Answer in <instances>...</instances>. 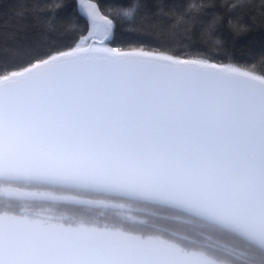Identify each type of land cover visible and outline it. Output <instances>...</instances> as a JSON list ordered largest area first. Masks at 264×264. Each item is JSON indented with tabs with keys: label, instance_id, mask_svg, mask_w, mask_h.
Wrapping results in <instances>:
<instances>
[{
	"label": "water",
	"instance_id": "95a60500",
	"mask_svg": "<svg viewBox=\"0 0 264 264\" xmlns=\"http://www.w3.org/2000/svg\"><path fill=\"white\" fill-rule=\"evenodd\" d=\"M78 11L94 37L87 46L0 78V182L168 207L264 251V78L114 49L115 26L96 2L78 0ZM67 264L205 262L120 246Z\"/></svg>",
	"mask_w": 264,
	"mask_h": 264
},
{
	"label": "trees",
	"instance_id": "16d2710c",
	"mask_svg": "<svg viewBox=\"0 0 264 264\" xmlns=\"http://www.w3.org/2000/svg\"><path fill=\"white\" fill-rule=\"evenodd\" d=\"M93 1L115 26L108 43L114 49L196 59L264 78V0ZM93 38L89 22L78 11V0H0V78L87 46ZM15 185L21 187L15 196L1 192ZM28 211L67 225L126 230L140 225L131 216L147 214L149 236L158 235L157 227L169 230L178 235L176 243L183 252H206L228 264H264V251L258 247L175 209L43 185L0 182V213ZM205 244L221 245L234 256L217 253Z\"/></svg>",
	"mask_w": 264,
	"mask_h": 264
},
{
	"label": "rangeland",
	"instance_id": "374dc122",
	"mask_svg": "<svg viewBox=\"0 0 264 264\" xmlns=\"http://www.w3.org/2000/svg\"><path fill=\"white\" fill-rule=\"evenodd\" d=\"M8 196H15L11 191L1 190ZM105 238L104 242L92 248L78 245L77 239L88 236ZM149 247L157 243L154 239H145ZM155 241V242H154ZM138 240L126 235L121 230L99 228L85 225H67L45 217H28L9 212L0 213V260L4 264H27L26 257L31 252L35 264H65L78 252L94 253L101 256L119 244H135ZM159 243V242H158ZM205 264H228L209 256L206 252L195 253Z\"/></svg>",
	"mask_w": 264,
	"mask_h": 264
},
{
	"label": "flooded vegetation",
	"instance_id": "af4514ba",
	"mask_svg": "<svg viewBox=\"0 0 264 264\" xmlns=\"http://www.w3.org/2000/svg\"><path fill=\"white\" fill-rule=\"evenodd\" d=\"M10 189H9V191H11V192H13L14 194H16V192L19 190V189H21V187L20 186H18V185H15V186H10L9 187ZM30 189H28V191H29ZM136 210H139V211H142V212H145V213H148L147 211H145V210H141V209H136ZM22 215H26V216H28V217H42V216H40V215H42V214H38V213H32V212H30V211H28V212H23V213H21ZM132 217V221L134 222V223H138V224H140V225H135V226H131L129 229H122V228H107V229H114V230H121V231H123V232H125L126 233V235H128V236H130V237H134V238H136V240H138V242L137 243H135V244H127V243H125V244H119V245H116V246H114V248L113 249H115V248H117V247H120V246H129V247H149L147 244H144L143 242H146L147 240H145V239H149V238H151V239H154L155 241H156V245L155 246H152L151 248H153V249H159V248H161V247H164V246H167V247H172V248H175V249H178L179 248V246H178V243H176V241H177V237H178V235H176V234H174V233H172L171 231H169V230H164V229H162V228H158L157 227V229L155 230L157 233H158V235H152V236H149V234H148V228H149V224H148V216H147V214H144V216H131ZM176 219H178V220H180V218H176ZM99 228H104V227H99ZM164 234H166L168 237H171V236H173L174 237V239L175 240H170L169 238H166V237H164ZM81 239H92L91 240V242H89V243H87V242H82V243H80V242H78L77 240H76V243L78 244V245H87V246H91V251H96V250H92V248H94V247H97V246H99V245H101L103 242H104V240H105V238H103V237H99V236H94V235H91V236H88V237H86V238H81ZM154 241V242H155ZM159 242V243H158ZM211 246H215L216 248L218 247V248H222V249H225L223 246H221V245H215V244H206V246L205 247H210V249L211 250H214V251H217V253H220V254H225L224 252H222V251H220V250H217V249H214V248H212ZM113 249H111V250H113ZM110 250V251H111ZM226 250V249H225ZM227 251V250H226ZM109 252V251H108ZM107 252V253H108ZM80 254H84V255H91V256H93L94 258H96V259H99V258H101L102 256H104L106 253H104V254H102L101 256H96L94 253H90V254H88V253H82V252H78V253H76V254H74V256L73 257H71L65 264H67L69 261H72L76 256H78V255H80ZM210 256V255H209ZM26 257L29 259V261H26V263L27 264H35V262H34V260H32V258H31V252H28L27 254H26ZM212 257V256H211ZM214 258V257H213ZM217 260V259H216ZM0 264H4V262L2 261V260H0Z\"/></svg>",
	"mask_w": 264,
	"mask_h": 264
},
{
	"label": "bare ground",
	"instance_id": "6f19581e",
	"mask_svg": "<svg viewBox=\"0 0 264 264\" xmlns=\"http://www.w3.org/2000/svg\"><path fill=\"white\" fill-rule=\"evenodd\" d=\"M70 51H72V50H70ZM70 51H67V52H70ZM183 252V251H182ZM185 253V252H184Z\"/></svg>",
	"mask_w": 264,
	"mask_h": 264
}]
</instances>
